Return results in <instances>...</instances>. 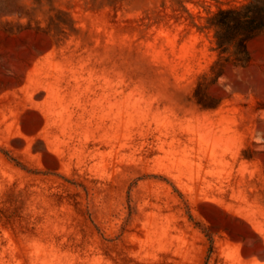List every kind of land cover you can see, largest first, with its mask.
Returning <instances> with one entry per match:
<instances>
[{"label": "rangeland", "instance_id": "rangeland-1", "mask_svg": "<svg viewBox=\"0 0 264 264\" xmlns=\"http://www.w3.org/2000/svg\"><path fill=\"white\" fill-rule=\"evenodd\" d=\"M246 2L0 16V264H264V33L212 71Z\"/></svg>", "mask_w": 264, "mask_h": 264}, {"label": "trees", "instance_id": "trees-1", "mask_svg": "<svg viewBox=\"0 0 264 264\" xmlns=\"http://www.w3.org/2000/svg\"><path fill=\"white\" fill-rule=\"evenodd\" d=\"M44 2L51 3L52 0H32L33 6L23 4L20 0H0V16L19 15L21 18H27V24H20V27L27 28L34 21L38 6ZM209 24L214 29L219 54L218 61L212 67L216 79L223 73L226 62L230 61L236 65L249 62L248 41L257 34L264 33V0H248L239 7L219 9L209 19ZM2 26L10 30V22ZM199 90L198 87L196 93Z\"/></svg>", "mask_w": 264, "mask_h": 264}]
</instances>
